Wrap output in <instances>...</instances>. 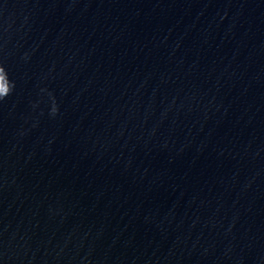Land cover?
<instances>
[{"label":"clouds","instance_id":"obj_1","mask_svg":"<svg viewBox=\"0 0 264 264\" xmlns=\"http://www.w3.org/2000/svg\"><path fill=\"white\" fill-rule=\"evenodd\" d=\"M0 72H3V69H2V68H0ZM12 86L14 87L13 82H12ZM9 94H10V93H3V94H0V99L7 97ZM54 111H55V110H54Z\"/></svg>","mask_w":264,"mask_h":264}]
</instances>
